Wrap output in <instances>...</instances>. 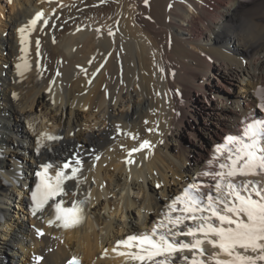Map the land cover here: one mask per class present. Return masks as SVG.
Segmentation results:
<instances>
[{"label":"bare ground","instance_id":"obj_1","mask_svg":"<svg viewBox=\"0 0 264 264\" xmlns=\"http://www.w3.org/2000/svg\"><path fill=\"white\" fill-rule=\"evenodd\" d=\"M40 11L49 25L26 33L21 52L17 29ZM25 61L29 68L15 67ZM234 80L240 89L231 96ZM262 97L264 0H0V252L12 250L17 264L73 256L139 264L120 255L136 249L117 241L150 234L189 184L215 194V181L199 174L218 169L225 136L264 120ZM200 102L212 108L200 113ZM144 140L151 147L129 157ZM77 158L67 195L33 215L42 165L54 166L47 174L54 179L57 166ZM247 181L264 187V174L236 182ZM60 199L65 207L86 201L81 225L49 226ZM14 201L20 210L10 208ZM202 248L204 264L228 259L207 241ZM192 256L186 250L170 264Z\"/></svg>","mask_w":264,"mask_h":264},{"label":"snow or ice","instance_id":"obj_2","mask_svg":"<svg viewBox=\"0 0 264 264\" xmlns=\"http://www.w3.org/2000/svg\"><path fill=\"white\" fill-rule=\"evenodd\" d=\"M147 3L148 0H145ZM38 24L44 28L49 25V19L43 11L37 12L27 25L17 29L21 35V52L27 51L24 47L28 43L26 33L30 34ZM108 34L113 35L111 30ZM36 45L39 56V40ZM15 67L26 69L30 65L25 61ZM37 67L40 65L37 64ZM56 75L60 73L56 72ZM45 138L53 142L60 139L55 135H46ZM224 140V144L216 145L219 155L215 162L218 169L199 174L215 181V194L202 193L200 185L189 184L181 195L172 200L168 206L169 212L150 234L129 235L117 241V246L136 249L120 255L126 254L139 264H170L175 254L187 250L193 256L190 259L181 257L186 264H204L197 253L199 257L204 255L202 245L207 241L228 257L227 260L214 257V264H264V187L251 181L236 182L240 177L264 174V120H253L243 128L242 133L227 135ZM149 147L150 141L144 140L137 148L129 150V157ZM96 158L99 159L98 156ZM126 162L131 164L134 160L128 159ZM80 165L81 161L77 158L57 166L54 179L47 175L54 166L50 163L42 165L43 173H36L42 176L41 183L37 185V191L32 193L33 215L42 211L49 200L67 195L64 182L78 176ZM69 169L70 174L66 171ZM85 203L73 201L71 207H65V201L60 199L54 205L55 218L48 221L49 226L73 229L81 225L85 218ZM177 212L178 215L172 214ZM36 234L44 235L40 229L36 230ZM181 237H190L191 242ZM35 259L40 261L42 257L37 256ZM67 264H79V261L73 257Z\"/></svg>","mask_w":264,"mask_h":264},{"label":"rangeland","instance_id":"obj_3","mask_svg":"<svg viewBox=\"0 0 264 264\" xmlns=\"http://www.w3.org/2000/svg\"><path fill=\"white\" fill-rule=\"evenodd\" d=\"M253 3H249V2H247L246 4H244V6L242 7V10H241V12L242 13H244V11L246 10V8H248L249 6H251ZM212 79H213V77H212ZM214 79H215V77H214ZM246 88H250V86H246ZM240 89V81L239 80H234L233 81V83L231 84V92H228L231 96H233V95H236L237 94V91ZM215 97H216V99H218L219 100V96L218 95H215ZM216 99H214V102H215V100ZM227 99V98H226ZM217 101V100H216ZM227 101V100H226ZM201 104H202V107L203 108H199V110L198 111H200V113L202 112V111H204V109H206V110H210L212 107V105H211V103H208V102H200ZM206 106V107H205ZM203 109V110H202ZM201 118V117H200ZM202 119V118H201ZM211 123L209 122V123H207L206 125H207V127H210L211 125H210ZM187 139V138H186ZM27 161L28 162H30L31 163V160H29V159H27ZM19 207H21V204H20V202H17V201H14V202H11L10 203V208L11 209H13L14 211L16 210H20V208ZM12 250H9V249H7L6 250V247H5V249L4 250H2L1 252H0V255L2 256V258H3V260H2V264H17V262L15 263V262H12V256H13V254H12V252H11Z\"/></svg>","mask_w":264,"mask_h":264}]
</instances>
